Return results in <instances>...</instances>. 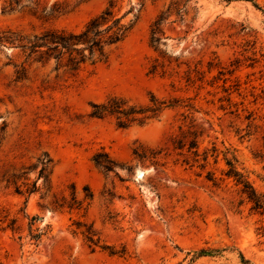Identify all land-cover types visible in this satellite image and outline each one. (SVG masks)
I'll list each match as a JSON object with an SVG mask.
<instances>
[{
  "label": "rangeland",
  "instance_id": "1",
  "mask_svg": "<svg viewBox=\"0 0 264 264\" xmlns=\"http://www.w3.org/2000/svg\"><path fill=\"white\" fill-rule=\"evenodd\" d=\"M106 8L74 75L19 46ZM0 264H264V0H0Z\"/></svg>",
  "mask_w": 264,
  "mask_h": 264
},
{
  "label": "trees",
  "instance_id": "2",
  "mask_svg": "<svg viewBox=\"0 0 264 264\" xmlns=\"http://www.w3.org/2000/svg\"><path fill=\"white\" fill-rule=\"evenodd\" d=\"M158 22H156L157 26ZM130 29V25L121 22L120 17H115L109 8L104 9L99 14L90 18L79 31L67 30H45L40 35H34L31 40L22 43L19 46L22 49L28 50V57L33 56L32 60L47 61L50 58L55 60L56 68L64 67V71L70 75L78 72L81 65L89 62L94 64L97 61L107 57V48L120 42ZM157 27L152 30L153 42H157L158 37L155 33ZM95 116L102 115L103 112H117L124 116L129 115V112L107 105L94 106ZM131 113V112H130ZM133 113V112H132ZM94 164L102 168L104 171L113 169V161L105 154L97 153L93 157ZM50 159L38 160L40 166L39 174H43ZM237 176V182L243 183L244 191L249 199L253 200L256 207H261L263 204L254 191L247 190V185ZM92 240L91 236H88Z\"/></svg>",
  "mask_w": 264,
  "mask_h": 264
},
{
  "label": "bare ground",
  "instance_id": "3",
  "mask_svg": "<svg viewBox=\"0 0 264 264\" xmlns=\"http://www.w3.org/2000/svg\"><path fill=\"white\" fill-rule=\"evenodd\" d=\"M137 173H138V175H141V174H142V172H141L140 170H138V172H137Z\"/></svg>",
  "mask_w": 264,
  "mask_h": 264
}]
</instances>
